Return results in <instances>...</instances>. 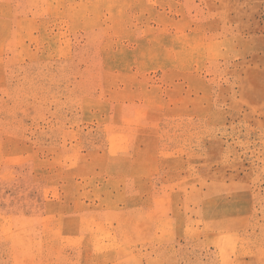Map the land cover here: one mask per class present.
Masks as SVG:
<instances>
[{
	"label": "rangeland",
	"instance_id": "374dc122",
	"mask_svg": "<svg viewBox=\"0 0 264 264\" xmlns=\"http://www.w3.org/2000/svg\"><path fill=\"white\" fill-rule=\"evenodd\" d=\"M0 264H264V0H0Z\"/></svg>",
	"mask_w": 264,
	"mask_h": 264
}]
</instances>
